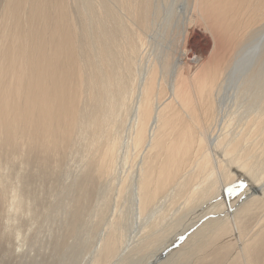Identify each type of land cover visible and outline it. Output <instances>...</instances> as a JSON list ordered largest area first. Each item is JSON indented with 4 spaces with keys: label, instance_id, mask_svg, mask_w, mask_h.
Wrapping results in <instances>:
<instances>
[{
    "label": "bare ground",
    "instance_id": "bare-ground-1",
    "mask_svg": "<svg viewBox=\"0 0 264 264\" xmlns=\"http://www.w3.org/2000/svg\"><path fill=\"white\" fill-rule=\"evenodd\" d=\"M0 255L264 264V0H2Z\"/></svg>",
    "mask_w": 264,
    "mask_h": 264
},
{
    "label": "rangeland",
    "instance_id": "rangeland-1",
    "mask_svg": "<svg viewBox=\"0 0 264 264\" xmlns=\"http://www.w3.org/2000/svg\"><path fill=\"white\" fill-rule=\"evenodd\" d=\"M0 2L2 3V0H0ZM108 4L110 5V2ZM123 9L124 8L122 7V10ZM125 13L126 15H129L127 11ZM132 28L136 32H139L142 35V37L145 38V40L148 39V35H150V31H152V28L149 29V32L146 31L145 25L143 24H137V25L132 24ZM193 32H194L193 38L189 42V54L191 56L190 60L192 59L194 60L195 57L199 54L204 55L205 53H207L208 50H210L212 46V41L206 33L202 32L201 30H197V29H195V31L193 30ZM146 33H148V35H146ZM85 47L89 50L88 45H85ZM71 159L73 160L74 156ZM68 165H70V163ZM242 182H245V181H242ZM0 264H10V263L8 262V259L5 256L0 255Z\"/></svg>",
    "mask_w": 264,
    "mask_h": 264
}]
</instances>
